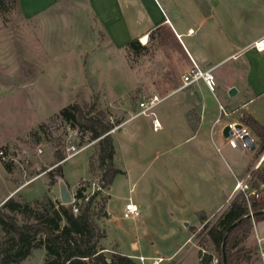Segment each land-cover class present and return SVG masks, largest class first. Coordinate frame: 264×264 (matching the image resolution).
I'll list each match as a JSON object with an SVG mask.
<instances>
[{"label":"rangeland","instance_id":"obj_1","mask_svg":"<svg viewBox=\"0 0 264 264\" xmlns=\"http://www.w3.org/2000/svg\"><path fill=\"white\" fill-rule=\"evenodd\" d=\"M166 1L168 5L174 2ZM184 1L188 7L193 8V0ZM135 3L139 5L138 0ZM87 4L86 0H70L30 22L20 23L21 27H15L16 40L19 37L22 42L47 38L54 42L55 53L53 59L50 58L52 63H49V68H53L50 69V78L53 79H50L49 83H53L56 93L52 103H47L48 106L45 107L44 101V104H40L42 107L36 110L29 106L31 100H35L29 74H24V88L18 93L7 91L15 88V80L14 82L6 78V83L0 86V92L6 90L0 97V149L5 151L7 161L12 164V169L7 170L3 165L4 159L0 156V204L12 195L24 199L41 197L45 192L52 197L59 196L60 178L49 184L47 176L51 168L62 163L54 162L56 141L43 135L37 143L34 138H30L33 128L25 134L24 126L32 121L31 116L38 117V113L41 118L74 101L82 103L96 100L101 108L110 112V123L115 124L120 118L131 117L112 132L117 151L116 161L125 173L116 176L109 191L101 190L104 194L110 193L107 202L109 216L98 220L107 231L103 243L110 249H117L126 254H144V262L133 257L140 264H154L159 257L161 264H197L200 237L196 234L202 228L200 219V222L196 223L198 211L212 208L210 203L213 185L226 183L229 178L231 184L235 182V173L239 169L234 159L242 160L249 152H242L231 146L228 150L223 149L218 134H215L213 142L208 121L210 118L205 119L203 128L194 133L192 123L185 122L183 113L174 106L182 92L164 96L163 89L155 90L161 101L154 111L161 123L167 122L164 123V128H153L152 115L140 114L132 117L139 109L138 101L144 93L140 89V86H144L143 82L147 80L146 84L154 89L156 87L153 81H159L156 77L164 75L159 59L160 52L163 53L164 47H167V41H164L163 46L159 32H168L169 29L144 27L146 24L143 17L146 19V16L142 10L137 6L121 7L116 23L119 27L118 40L124 44L121 46L114 43L110 46L103 28L96 22ZM15 5L13 0H7L8 10L4 22L11 27L19 24L18 15L14 11ZM123 22L127 27H123ZM122 28L126 29L127 35ZM150 28L149 44L142 46L136 53L130 42ZM126 37L127 40L124 41ZM84 38L85 44L80 41ZM169 42L174 44L172 36ZM66 44H70V48L66 47ZM31 50L32 47H23L22 52L25 54ZM84 58L87 60V67H91L92 71L93 66L104 69L98 74L90 71L85 77L84 68L79 69V61ZM63 68L66 69L65 73ZM63 76L65 79L61 78ZM130 86L137 87L128 89ZM33 88H36V85ZM116 92L122 95L116 98ZM201 102L206 107L218 105L217 97L207 89L202 90ZM21 106H28L29 110L26 112ZM16 114L23 118L25 124L18 126ZM58 134H61L64 140L65 154L67 136L71 135L76 144L82 141L78 129L69 128L63 122L56 135ZM96 149L94 141L85 149L64 159V180L70 191L76 190L79 181L89 176V157ZM263 153L264 148L254 151L255 156ZM259 166L264 168V159ZM212 171L215 172L216 178L210 182ZM129 199L140 206L139 216L124 215L125 204ZM225 208L224 204L211 210V222L215 221ZM185 221L188 222L187 226L184 225ZM257 236H264V221L257 224L247 240V244L259 249ZM262 246L264 247V240ZM44 256V248H35L31 256L21 264H42ZM244 264H263L259 252L252 261Z\"/></svg>","mask_w":264,"mask_h":264},{"label":"crops","instance_id":"obj_2","mask_svg":"<svg viewBox=\"0 0 264 264\" xmlns=\"http://www.w3.org/2000/svg\"><path fill=\"white\" fill-rule=\"evenodd\" d=\"M86 1L89 11L100 27L103 28L106 34L105 38L110 46L114 45V43L121 46L124 44V42L118 40L119 27L116 23L121 7L130 8L131 6H137L142 10L146 16V19L142 16L146 24L144 27H167L169 29L168 32H159V38L163 41V46H165L164 41H167V47H164L163 53L160 52L161 56L159 59V65L160 68L162 67L164 75L156 77L159 81H153L156 88H151L147 85L148 83L146 84L147 80H145L143 82L144 86H140V89L144 92L142 95L154 94L156 89H163L165 91L164 96L173 92H182L177 104L174 106L175 109L179 108V111L183 113L185 122L193 123L194 121L196 123V128H193L194 133L199 132L203 128L205 119L210 118L208 121H210L212 141H215V134H218L219 139L222 140V148L228 150L229 145L225 143L226 131L224 125L223 123H216L219 115V103H222L227 111L231 113L226 119H235L248 125L243 117L250 115L264 125V49L259 50L254 45L256 41L264 38V0H193V8L188 7L184 0H173L174 2H170L169 5L166 0H138L139 5H136V0ZM67 2H70V0H16L14 11L18 15L19 24L16 23L13 27L6 25L0 13V86H2V83H6L4 82L6 78L10 79V81L15 80L17 81H14L15 88L7 91H10L9 93H18L20 89L24 88L22 82L24 74H29L28 78L31 81L35 97V100H31L29 106L34 107L36 110L42 107L40 104H44V101H46L45 107L52 103L51 101H53L56 93L53 83L51 85L49 83V80L53 79L50 78V69L53 68H49V63L53 59L55 45L53 41L47 38L46 40L31 39L30 41L22 42L19 37L16 40L17 35L14 30L15 27H21L20 23L30 22L39 16L45 15L55 6H61ZM123 27H127L124 22ZM122 29L124 34L127 35L126 29ZM151 29L145 30L136 36V39L140 38V41L142 36H148L146 41H141L142 46L149 44L151 37L149 31ZM171 36L174 44L169 42ZM126 40L127 37L124 41ZM80 41L85 44L86 38L80 39ZM23 47H32L33 50L23 54ZM66 47L70 48V44H66ZM194 62L203 69H213L217 81V89L213 94L217 97L218 105L206 107L202 104V90H208L202 80L183 86V75L191 71L194 67ZM79 65H81L79 69L84 68L85 77L86 73L88 74V72L92 71L91 67H87L85 58L83 61H79ZM92 69L93 74H98L104 68L93 66ZM65 70L63 68L64 73ZM61 78L65 79L64 76ZM35 85L36 88H33ZM137 86H130L128 89ZM232 87L236 88V92L233 95L229 94ZM5 93L6 90L0 92V97ZM120 95L122 94L117 93L114 97L119 98ZM24 106L21 107L23 108ZM23 109L27 112L29 107L27 106ZM56 112L58 111L53 113ZM50 115L47 116L49 117ZM16 116L15 119L18 118L19 120L18 126L22 123L25 124L23 118H20L17 114ZM47 116L40 118L39 113L36 118L31 116L33 122L31 121L27 126H24L25 130L22 128L23 133L26 134L30 129L37 127L39 123L48 118ZM129 118H122L121 122L123 123L119 127L125 124ZM164 123L167 124L166 121L162 122L161 128H164ZM250 129L252 130L251 127ZM260 146L261 140L259 138L258 145L255 148L250 151L245 150L249 153L242 157V160L234 159L235 165L238 166L237 169L239 170L235 173V182L233 184H231L232 181L229 178L226 183L222 182L221 185H213L214 189L211 191L213 195L210 203L212 208L201 209L206 212L208 218L211 216V210L217 209L224 204L227 207L238 192V189H236L237 181L243 178L246 172L255 167L256 163L262 161L260 160L262 154L254 155V151ZM116 153L117 151H115L114 161L118 166ZM119 168L122 169L121 167ZM122 170L124 172L119 174L125 173V170ZM89 177L90 174L87 178ZM215 178L216 174L212 171L209 181L212 182ZM224 185H227V187H224ZM198 222H200L199 217H197L196 223ZM259 222L256 223L255 228ZM184 225L187 226L188 222L185 221ZM262 238L264 240V236ZM101 243L106 251L112 250L103 241ZM127 254L136 258L140 255L146 257L142 253ZM29 256L24 260L29 258ZM158 259L160 260L161 257ZM159 260L157 261L158 263L156 262L157 264H161Z\"/></svg>","mask_w":264,"mask_h":264},{"label":"trees","instance_id":"obj_3","mask_svg":"<svg viewBox=\"0 0 264 264\" xmlns=\"http://www.w3.org/2000/svg\"><path fill=\"white\" fill-rule=\"evenodd\" d=\"M14 4L16 0H13ZM7 0H0V13L5 21ZM137 53L142 47L137 39L130 42ZM110 112L101 108L96 100L71 102L50 115L33 128L30 138L40 142L42 136L56 141L54 162L63 163L66 154L61 134H57L62 122L78 129L81 142L95 140L88 169L90 177L79 181L76 194L81 198L80 211L75 213L71 203H63L60 197L45 192L41 197L24 199L14 195L0 204V261L1 264H20L35 248H44L42 264H140L132 256L117 249L105 250L101 241L106 237L105 227L98 220L108 218L107 202L110 194L96 190L87 200L84 191L90 181L97 180L109 190L115 177L124 172L114 161L115 144L110 123ZM261 140L264 148V125L254 117H243ZM118 119L115 124L121 123ZM193 128L196 123L193 121ZM56 132V134H55ZM62 163L47 172L48 183L64 179ZM7 170L10 161H3ZM249 189L238 190L231 202L211 222L205 211L198 212L202 228L199 236L197 264H244L252 261L258 248L247 244L257 222L264 220V168L251 170ZM85 183L86 185H83ZM252 190H256L252 193ZM192 229V228H191ZM195 228H193L194 230ZM192 230V231H193Z\"/></svg>","mask_w":264,"mask_h":264},{"label":"built area","instance_id":"obj_4","mask_svg":"<svg viewBox=\"0 0 264 264\" xmlns=\"http://www.w3.org/2000/svg\"><path fill=\"white\" fill-rule=\"evenodd\" d=\"M255 47L259 50L264 49V38L260 41H256L254 43ZM183 86L197 82L199 80H202L208 90L212 93L216 92L217 89V81L215 78V75L213 73V69H203L201 68L197 63L194 62V67L189 71L188 73L183 75ZM161 101L160 96L157 93L154 94H146L142 95L139 102H138V111L132 115L137 116L140 114L145 115H152L153 117V127L155 130H158L161 128V122L156 116V112L154 111V108L156 105ZM231 113L227 111L226 107L219 103V115L216 119V123H223L224 129L226 131L225 135V143L231 146L232 148L239 149L241 151L245 150H252L258 145V136L255 134L248 125L241 123L235 119H226ZM123 122L119 124H114V127L111 129V132L115 131L116 128H118ZM67 153L66 157H70L81 150L85 149L86 147L90 146L92 142L95 140L87 141L86 143L82 142L80 144H76L73 142V139L71 135L67 136ZM41 151V149H39ZM0 156L4 160H8V156L6 155L5 151L3 149H0ZM260 160L264 159V156L261 155ZM259 161L256 163L252 169L259 166ZM251 169V170H252ZM251 170L248 171L245 175V178H241L237 181L236 189L245 190L249 189V180L252 177ZM83 185H86L83 183ZM260 187H264V183L260 184ZM96 190H104L100 183L97 180L90 181L87 185V189L84 191L85 197L84 200H87L90 195H92ZM256 190H252V193ZM72 194V208L75 213H78L80 211L79 202L82 201L81 198L77 197L76 190L71 191ZM141 214V208L140 206L132 201V199H129L125 204V211L124 215L126 217H137ZM262 237H258V243H259V256L262 260V263L264 264V247L262 246ZM139 260L141 262H144L145 257L143 255L138 256Z\"/></svg>","mask_w":264,"mask_h":264},{"label":"water","instance_id":"obj_5","mask_svg":"<svg viewBox=\"0 0 264 264\" xmlns=\"http://www.w3.org/2000/svg\"><path fill=\"white\" fill-rule=\"evenodd\" d=\"M235 92H236V88L232 87L229 94L233 95ZM58 182H59V197H60L61 201L63 203H71L72 194H71V191H70V188H69L67 182L63 178H60ZM3 202L4 201H2L1 204ZM185 224H187V223H185Z\"/></svg>","mask_w":264,"mask_h":264},{"label":"bare ground","instance_id":"obj_6","mask_svg":"<svg viewBox=\"0 0 264 264\" xmlns=\"http://www.w3.org/2000/svg\"><path fill=\"white\" fill-rule=\"evenodd\" d=\"M147 37L146 36H144V37L142 36L141 41H146ZM262 155L264 156V153ZM154 264H157V263L155 262Z\"/></svg>","mask_w":264,"mask_h":264}]
</instances>
